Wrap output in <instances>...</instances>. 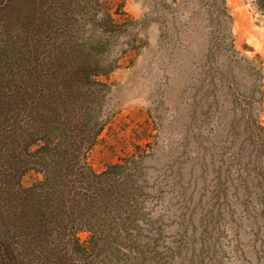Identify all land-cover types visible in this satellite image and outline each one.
Listing matches in <instances>:
<instances>
[{
    "label": "rangeland",
    "instance_id": "374dc122",
    "mask_svg": "<svg viewBox=\"0 0 264 264\" xmlns=\"http://www.w3.org/2000/svg\"><path fill=\"white\" fill-rule=\"evenodd\" d=\"M111 5L130 21L109 56L136 48L111 74L90 163L103 171L143 152L134 160L141 227L159 240L153 264H264L259 0ZM41 179L29 172L23 184Z\"/></svg>",
    "mask_w": 264,
    "mask_h": 264
},
{
    "label": "trees",
    "instance_id": "16d2710c",
    "mask_svg": "<svg viewBox=\"0 0 264 264\" xmlns=\"http://www.w3.org/2000/svg\"><path fill=\"white\" fill-rule=\"evenodd\" d=\"M129 18L111 0H0V264L159 258L140 222L143 152L103 171L89 160L111 74L136 48L109 56ZM29 172L42 179L26 187Z\"/></svg>",
    "mask_w": 264,
    "mask_h": 264
}]
</instances>
